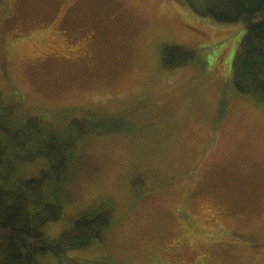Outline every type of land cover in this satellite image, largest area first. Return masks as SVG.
<instances>
[{
  "label": "rangeland",
  "instance_id": "1",
  "mask_svg": "<svg viewBox=\"0 0 264 264\" xmlns=\"http://www.w3.org/2000/svg\"><path fill=\"white\" fill-rule=\"evenodd\" d=\"M187 4L0 0V107H11L9 120L45 110L117 129L79 147L48 237L100 206L111 225L100 241L41 264H264V106L237 93L231 77L245 30ZM85 40L89 60L56 58L59 45ZM166 46L200 52L167 69Z\"/></svg>",
  "mask_w": 264,
  "mask_h": 264
},
{
  "label": "trees",
  "instance_id": "2",
  "mask_svg": "<svg viewBox=\"0 0 264 264\" xmlns=\"http://www.w3.org/2000/svg\"><path fill=\"white\" fill-rule=\"evenodd\" d=\"M187 2L195 15L216 25L244 27L231 64L233 87L264 106V0ZM199 52L166 46L161 63L167 69L178 68L195 60ZM10 112V106L0 107V264H41L44 255L60 259L100 241L111 225L105 206L81 216L54 242L48 233L62 218L66 185L79 147L117 129L99 119L58 118L45 110L11 121ZM38 162L43 166L37 174L25 173Z\"/></svg>",
  "mask_w": 264,
  "mask_h": 264
},
{
  "label": "flooded vegetation",
  "instance_id": "3",
  "mask_svg": "<svg viewBox=\"0 0 264 264\" xmlns=\"http://www.w3.org/2000/svg\"><path fill=\"white\" fill-rule=\"evenodd\" d=\"M88 40V39H87ZM85 40L80 42L78 45L73 47H66L65 45H59L58 49L61 50V54L57 55L58 59H65L72 62H84L92 57L89 47L87 46L88 41ZM61 47V48H60Z\"/></svg>",
  "mask_w": 264,
  "mask_h": 264
}]
</instances>
